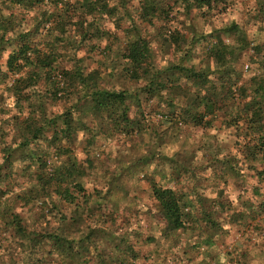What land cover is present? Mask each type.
Segmentation results:
<instances>
[{"label":"rangeland","instance_id":"rangeland-1","mask_svg":"<svg viewBox=\"0 0 264 264\" xmlns=\"http://www.w3.org/2000/svg\"><path fill=\"white\" fill-rule=\"evenodd\" d=\"M86 1L116 9L90 12ZM144 2L0 0V16L13 22L0 51V264H264V126L251 125L246 106L255 83L264 86V0H158L155 13ZM21 32L23 49L12 39ZM137 40L150 54L139 79L129 57ZM50 51L55 60L42 66ZM74 69L124 91L128 120L95 112L80 88L54 99L48 89H64L61 71ZM30 74L37 83L17 94L16 79ZM207 100L209 122L193 121ZM66 111L70 138L59 132ZM52 117L56 126L36 139L26 133L25 120ZM60 170L71 173L67 195L43 183ZM153 184L182 199V228L169 229ZM55 235L69 240L67 255Z\"/></svg>","mask_w":264,"mask_h":264},{"label":"trees","instance_id":"trees-1","mask_svg":"<svg viewBox=\"0 0 264 264\" xmlns=\"http://www.w3.org/2000/svg\"><path fill=\"white\" fill-rule=\"evenodd\" d=\"M182 1H185L187 7H189L190 0H182ZM195 1H201L202 3L203 0H195ZM156 5H158V0H145L144 2V7L151 10V12L153 13H155L158 9ZM82 6L89 8L90 12L97 9L98 11L101 10L107 13H113V11H115L116 9L114 5L109 6L107 1L103 2L102 7L99 6L98 8L96 6H93L92 4H89L87 1L85 2V4L82 3ZM61 21H64V19H61ZM12 23L13 22L11 21V16L9 17H6L4 15L0 16V51L3 47V42L8 40L6 38V35L9 31V27L10 29H13V26L11 25ZM58 23L59 21L57 22V24ZM59 25H60L59 29L62 32H64V28H62V24H59ZM23 36H25L24 32H21V33L16 34L15 36H12V39L14 40L18 39V41L23 42L22 49L29 47L27 45L28 43L24 41ZM66 39H67V36H66ZM52 44L53 43H50L49 47H52ZM143 44L144 42L140 43L137 40L136 42L131 43L130 49H129V52H130L129 57L132 58V60L130 61L134 66V69H132V73L134 75L133 78L135 79L144 78L145 76H149V73H150L149 68L146 67L147 66L146 63L148 62L147 59L150 57V54H149L148 49ZM23 51L24 50L20 49V52L23 53ZM22 56L25 59L30 60L26 56L24 55ZM16 58H17L16 54H11L10 57L8 58V65L10 66L11 70H13L14 73H18L21 70V66L19 64H13V61ZM53 60H55V55L53 54V52L50 51V52H47V54H44L43 58L39 57L38 61L39 63L42 64V66H50L51 63H53ZM218 61H220L221 64L224 63L222 62L224 60H218ZM179 70H182L181 72L186 73V75L188 74L189 76H193L192 78H194L195 80L201 81L203 77H205L206 79V76H202V75H206L204 72L197 73L191 70L190 68L182 67V66L179 67ZM61 72H62L63 80H60V79L59 80L62 81L63 88L64 86H69L75 90H77V88H80V91H82V97L84 101L91 102L92 107L95 112L104 113L107 115V117L109 116V118L113 120V122H117V123H119L120 121L126 122L128 120V116H127L128 107L126 104L127 94L124 91H116V90L99 88L98 87L99 75L95 74L94 71H90L86 74H84L83 71L80 69H74L72 71L65 70ZM39 77H40L39 74H33V75L30 74L27 79L17 78L16 79V83L18 86L17 94H21L22 89L26 88L30 84L35 85ZM150 77H152L153 79L150 78L149 82H153L154 78L159 77V76L157 74H153V75H150ZM44 79L46 80L50 79L49 73L46 76H44ZM161 83H165V84H162V87H164L167 82L163 80V82ZM153 86L155 87V85ZM154 87L150 85V87L148 88L150 96L154 95L158 91L157 89H155L156 87L155 88ZM48 91L51 93L54 99L59 97L60 92H62L63 95H67L65 94V91H66L65 88L62 90H59V88H56V89L52 88L50 90L48 89ZM253 93H254L253 98H251L246 104V106L248 107V110L251 109L250 123L251 125L256 127V129L263 130L262 126H264V123L262 122V119H264V86L261 82L255 83V88L253 89ZM209 102H212V101L207 100L206 102H204L205 104L204 113H196L197 115L194 114L192 116L193 121H201L205 123L209 122L210 118L207 119L206 117H211V115L214 113V108H215V104H214L215 102L213 103H209ZM67 113L71 115L70 111H66V113L58 115L57 117L62 118V127L59 130V132H62V134L64 135L66 134V136L68 135V138H70L71 137V132H70L71 117L70 115H67ZM100 120H102V117ZM24 122H25L24 129L26 133L29 134L32 139H36L45 127H55L57 124L55 117L45 118L44 119L45 124L43 126L35 125L36 123L32 122L30 119H27ZM53 137H54L53 140L58 138L59 137L58 132H55ZM261 139H262L261 141H264V136L263 137L261 136ZM70 176H71V173L69 172L66 173V171L60 170V171H57L53 177H50L49 178L50 180H45L43 181V183L54 185L57 188L56 190L58 191V193L62 195H67L68 193L66 194V192L63 191L61 185L63 182H66ZM2 177L3 175L0 172V178ZM151 190H152L153 197L156 199V201L159 204V207L163 213L164 218L170 221L172 225L170 226L169 229L176 230V229L182 228L184 225V217H183L184 207L182 206V199H180V196H177V194L172 189L160 188L156 186L155 184L152 185ZM1 192H2V189L0 188V193ZM10 215L12 217L11 221L14 222L13 227L17 230V232H19L20 235L23 237L27 236L30 241H35L34 237H30L27 235L26 228L21 223V221L16 220V217L19 218L18 215L14 214L12 211H10ZM84 238H87V235ZM53 241L55 243V246L57 245L60 249L59 250L58 247L56 246L57 250L59 252L61 251L62 255H67L65 244L66 242L68 243L69 240H66L65 237H62L60 235H55ZM86 249L87 248H85V250ZM129 252L133 253V250L129 249V251H125L126 254ZM123 256L127 257L126 255H123ZM133 258H136L135 254H133Z\"/></svg>","mask_w":264,"mask_h":264}]
</instances>
